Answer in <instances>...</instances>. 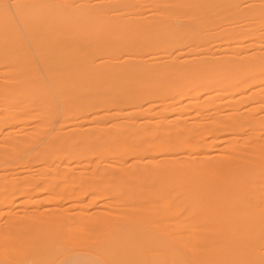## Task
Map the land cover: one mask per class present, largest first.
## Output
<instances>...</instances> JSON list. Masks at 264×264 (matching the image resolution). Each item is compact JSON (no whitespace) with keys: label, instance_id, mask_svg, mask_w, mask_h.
<instances>
[{"label":"bare ground","instance_id":"1","mask_svg":"<svg viewBox=\"0 0 264 264\" xmlns=\"http://www.w3.org/2000/svg\"><path fill=\"white\" fill-rule=\"evenodd\" d=\"M0 264H264V0H0Z\"/></svg>","mask_w":264,"mask_h":264}]
</instances>
